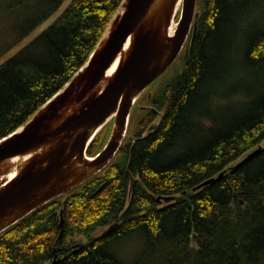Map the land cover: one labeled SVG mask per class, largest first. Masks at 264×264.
Wrapping results in <instances>:
<instances>
[{
    "label": "trees",
    "instance_id": "trees-1",
    "mask_svg": "<svg viewBox=\"0 0 264 264\" xmlns=\"http://www.w3.org/2000/svg\"><path fill=\"white\" fill-rule=\"evenodd\" d=\"M12 1L2 12L19 39L66 2ZM122 2L70 0L0 65V140L83 67ZM196 10L193 42L136 101L114 159L0 232V264H264V0H197ZM134 237L142 247L127 259L121 245Z\"/></svg>",
    "mask_w": 264,
    "mask_h": 264
},
{
    "label": "water",
    "instance_id": "water-1",
    "mask_svg": "<svg viewBox=\"0 0 264 264\" xmlns=\"http://www.w3.org/2000/svg\"><path fill=\"white\" fill-rule=\"evenodd\" d=\"M180 4L179 21L170 33ZM196 8L197 0H123L77 74L30 120L0 140V232L82 184L112 161L126 136L136 101L176 61L191 34L193 42L199 17ZM129 37L126 56L103 88L100 83L107 68ZM112 119L106 145L96 156H88L91 142ZM156 126L153 122L145 135ZM259 150L247 154L234 167L243 165ZM25 154L29 155L27 162L14 177L5 180L15 167L12 158ZM226 171L196 188L219 180Z\"/></svg>",
    "mask_w": 264,
    "mask_h": 264
},
{
    "label": "rangeland",
    "instance_id": "rangeland-1",
    "mask_svg": "<svg viewBox=\"0 0 264 264\" xmlns=\"http://www.w3.org/2000/svg\"><path fill=\"white\" fill-rule=\"evenodd\" d=\"M6 1H12V0H0V65L9 57H11L16 51H18L23 45H25L28 41H30L32 38H34L36 35H38L42 30H44L57 16L58 14L66 7V5L69 3L70 0H66L64 4L59 8L58 11H55L47 20H45L43 23H41L38 27H36L33 31H31L28 35L25 37L19 39L18 35L12 32L11 24L7 21V18H4L3 15V6L6 3ZM19 0H14L12 2L8 3H14ZM25 1V0H24ZM23 1V2H24ZM181 8L182 4L178 7V12L175 15V18L173 20V26L174 30L176 29L177 23L179 21L180 15H181ZM173 30V32H174ZM173 68V67H172ZM170 75V71L165 73L159 80L158 83H161V80H166ZM155 87V86H154ZM153 89V88H152ZM155 90V89H154ZM233 100L231 103L234 104L235 101L238 100V97H233ZM109 132L105 131L103 135L101 136L99 140V144L104 143L106 140V136ZM142 239L140 237H134L131 238L126 244L123 243L121 246V250L119 254L121 256L130 259L133 258L142 247ZM130 253V254H129Z\"/></svg>",
    "mask_w": 264,
    "mask_h": 264
},
{
    "label": "bare ground",
    "instance_id": "bare-ground-1",
    "mask_svg": "<svg viewBox=\"0 0 264 264\" xmlns=\"http://www.w3.org/2000/svg\"><path fill=\"white\" fill-rule=\"evenodd\" d=\"M122 12V9L119 10V14ZM174 24L172 23V25L170 26V33H173L174 30ZM131 43V37H129V39L125 42L124 46L122 47V49L120 50L117 58L111 63V65L107 68L102 80H101V85L103 86V88L108 84L110 78H112V76L114 75V73L116 72L118 65L120 63L121 60L124 59V57L127 54V51L129 49ZM28 154L25 155H18L15 156L14 158H12V161L14 162L15 167L12 169V171L5 176V180H9L12 177H14L18 171L20 170V167H22L28 160ZM91 160V159H90ZM4 180V181H5Z\"/></svg>",
    "mask_w": 264,
    "mask_h": 264
},
{
    "label": "flooded vegetation",
    "instance_id": "flooded-vegetation-1",
    "mask_svg": "<svg viewBox=\"0 0 264 264\" xmlns=\"http://www.w3.org/2000/svg\"><path fill=\"white\" fill-rule=\"evenodd\" d=\"M151 97V96H150ZM133 139H134V137L133 136H131ZM134 141V140H133Z\"/></svg>",
    "mask_w": 264,
    "mask_h": 264
}]
</instances>
